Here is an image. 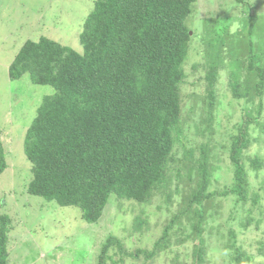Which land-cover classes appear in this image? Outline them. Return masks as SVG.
Returning a JSON list of instances; mask_svg holds the SVG:
<instances>
[{
	"label": "trees",
	"instance_id": "obj_1",
	"mask_svg": "<svg viewBox=\"0 0 264 264\" xmlns=\"http://www.w3.org/2000/svg\"><path fill=\"white\" fill-rule=\"evenodd\" d=\"M197 0H94L79 35L82 50L64 45L47 36L27 40L15 55L9 79L27 74L33 84L53 88L42 98L36 115L22 135L23 151L31 164L32 179L27 184L29 195L54 201L61 207H76L88 223L98 222L110 196L149 203L161 191L171 200L170 184L176 180L175 192L180 194V206L151 251L137 249L128 256L144 255L151 259L159 250L172 244L170 233L181 218L187 219L197 243L193 245L191 264H207V245L202 236L209 208L216 196L233 197L236 204L248 201L255 206L261 199L253 192L244 152L252 143L251 125L259 123L261 108L256 115L247 109L229 135L228 157L232 181L222 191H210L214 164L209 145L200 147L199 157L190 148L184 161L174 154L178 136L184 130L182 116L185 85L204 81L202 97L194 91L190 96L202 102L208 129L214 119L220 94L221 71L226 72L227 89L234 98L252 101L264 88V32L257 37L260 52L247 51L243 41H229L233 55L223 61V43L209 37L204 41V63L194 64L193 73L204 74L190 82L185 70L192 37L186 20ZM246 5L244 0H236ZM247 6V5H246ZM246 7V11H247ZM243 26L249 24L256 32V20L248 14ZM234 38V37H233ZM248 44V43H247ZM250 44V43H249ZM242 56V57H241ZM248 58V62L244 60ZM247 74L243 79L241 69ZM197 105L191 106L194 109ZM212 133V131H210ZM180 138V137H179ZM258 140V138H254ZM249 167L260 175L264 156L247 157ZM175 162V165H172ZM8 167L5 149L0 139V175ZM186 180L181 190L179 182ZM264 189V182L258 190ZM248 221L259 224L251 210ZM262 216L263 211H260ZM264 218V216L262 217ZM142 222L138 220L140 228ZM12 218L0 214V264L9 263V233ZM233 249L226 264H255L254 255L242 250L233 240L235 231L229 229ZM116 247L125 254L116 236L103 242L96 264L116 263L110 249ZM260 250V249H259ZM171 264H187L178 261Z\"/></svg>",
	"mask_w": 264,
	"mask_h": 264
},
{
	"label": "rangeland",
	"instance_id": "obj_2",
	"mask_svg": "<svg viewBox=\"0 0 264 264\" xmlns=\"http://www.w3.org/2000/svg\"><path fill=\"white\" fill-rule=\"evenodd\" d=\"M94 0H0V139L5 149L8 167L0 175V214L12 218L9 233L8 264H96L101 246L109 235L116 236L124 246L122 254L116 247L110 249L116 263L107 264H171L175 254L178 261L191 264V251L197 238L185 217L177 222L170 233L172 244L159 250L151 259L144 255L128 256L137 249L151 251L163 229L169 224L180 206V194L175 192L176 180L170 184L171 200L161 191L155 193L149 203L134 200L119 201L111 195L101 219L88 223L81 218L76 207H61L54 201H46L39 196L27 193V184L32 179L31 164L23 151V134L36 115L42 98L54 92L53 88L30 82L27 74L19 79H9L8 70L20 47L27 40H37L47 36L61 44L82 50L79 35L85 18L93 7ZM246 5L236 0H197L192 13L186 20L191 27L192 37L189 57L185 64L188 80L192 83L203 76V70L193 73L194 64L204 63L205 34L216 42L223 43L220 56L229 61L234 54L229 41H243L247 51L260 52L257 37L264 32V0H244ZM247 7V11H246ZM248 14L256 20L254 29L248 35ZM245 16V18H244ZM244 18V20H243ZM234 37V38H233ZM248 43V44H247ZM250 43V44H249ZM242 57V56H241ZM237 59H232L231 62ZM248 62V58H245ZM230 62V61H229ZM230 62V63H231ZM247 74L241 69L244 79ZM219 97L214 111L211 129L205 122L204 107L201 101L190 96L194 91L202 97L204 81L196 85H185L183 91L182 116L183 131L177 137L174 154L184 161V152L190 148L199 157L203 145L212 149L211 161L214 164L210 191H222L232 181L231 164L228 157L229 135L236 133V125L247 109L256 115L261 108L259 123H264V88L261 96L255 95L252 101L234 98L226 85V72L221 71L218 83ZM197 105L194 109L191 106ZM256 123L251 125L252 143L244 152L250 188L257 191L261 199L253 206L251 201L236 204L233 197L216 196L213 203H206L209 210L204 223L203 237L207 245V264H226L233 257V249L227 247L230 240L229 229L235 231L233 239L242 250L254 255L255 264H264V189L258 190L264 182V169L260 175L249 167L247 157L264 156V132ZM212 131V133L210 132ZM180 137V138H179ZM254 138H258L255 140ZM175 165V162L172 164ZM186 180L179 182L181 190ZM187 186V184H186ZM259 224L248 221L247 211ZM138 220L142 222L138 227ZM260 249V250H259Z\"/></svg>",
	"mask_w": 264,
	"mask_h": 264
},
{
	"label": "water",
	"instance_id": "obj_3",
	"mask_svg": "<svg viewBox=\"0 0 264 264\" xmlns=\"http://www.w3.org/2000/svg\"><path fill=\"white\" fill-rule=\"evenodd\" d=\"M190 34H191V31H190Z\"/></svg>",
	"mask_w": 264,
	"mask_h": 264
}]
</instances>
